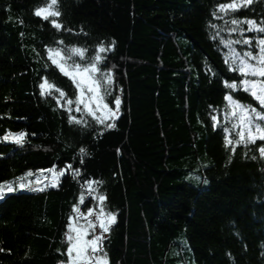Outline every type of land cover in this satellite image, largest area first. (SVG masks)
Returning a JSON list of instances; mask_svg holds the SVG:
<instances>
[{"label":"trees","instance_id":"16d2710c","mask_svg":"<svg viewBox=\"0 0 264 264\" xmlns=\"http://www.w3.org/2000/svg\"><path fill=\"white\" fill-rule=\"evenodd\" d=\"M49 2L0 0V264L66 263L75 209L101 207L115 215L99 228L109 264H264V142L236 146L226 98L261 110L233 66L234 53L259 55L264 33L231 21L264 26V0L227 13L232 0H58L59 17L36 16ZM73 48L87 52L66 66L101 57L95 78L116 115L104 123L50 59ZM51 172H63L55 185Z\"/></svg>","mask_w":264,"mask_h":264},{"label":"snow or ice","instance_id":"6c2138e0","mask_svg":"<svg viewBox=\"0 0 264 264\" xmlns=\"http://www.w3.org/2000/svg\"><path fill=\"white\" fill-rule=\"evenodd\" d=\"M58 0H50L49 3L44 7H40L35 10V15L42 17L44 20H48L49 17H59L61 12L56 8ZM252 0H232V2L222 3L219 5V10L222 13H227L228 10L236 11L242 4H251ZM54 27L57 29L63 28L61 23H58L56 20H52ZM233 25H239L240 23H244L248 25L247 31L249 32H260L264 33V26L258 24L256 20L249 19L244 20L243 22L233 19L231 21ZM231 31L236 32L240 31V34L243 35V29H238L234 27ZM62 43V42H61ZM231 43H244L246 45H251V39H245L243 41H235L229 42ZM259 44V55H255L252 52L234 53V59L237 62L233 66V71H238L240 76L243 77L240 87L246 93H249L251 97L255 99L261 106V110L257 111L255 108L251 106H245L239 100H235L232 95H228L226 98L232 105L231 115L237 118L235 127L239 129L237 131V136L239 139L235 141L236 146H239L241 143L247 146L249 143H256L257 140L264 142V39H260L258 41ZM107 49L101 45L99 47V52L104 53ZM62 49H49L50 59L53 60V63H56L59 67L60 71L64 73L66 76H71L74 80H76L77 87L81 88V100L79 103H83L85 107L88 108L89 112L96 117V119L100 123H104V120L96 116L95 111L89 106L92 100L97 101L96 107L106 109L111 113V109L108 108V105L103 103V96L100 95V87L101 84L97 81L94 75L97 72H100L101 69L97 67V61L101 60L100 56H95L91 62H89L86 66H82L80 63L73 61V63L69 66H66L67 60L72 59V56H78L81 59L84 58L87 49L83 48H73L69 51L67 56L62 55ZM59 58V59H57ZM77 77H79L77 79ZM251 77V78H249ZM104 79L107 80L109 84L112 83L111 78L107 73H104ZM226 83V87L236 90L238 88L237 83ZM86 85V89L81 87V85ZM42 89L48 91L56 86L54 84H50L46 79L45 82L40 85ZM57 91H60L58 88ZM85 91L92 93L93 95L89 97L88 100H84L83 96ZM60 95L63 96L65 93L60 91ZM116 106L118 110L119 99L116 100ZM68 104H72V101L69 100ZM239 109V112H237ZM80 109L77 108V111ZM115 115V113H112ZM75 119V118H73ZM217 120L216 117L213 118ZM257 121L262 123H257ZM219 121L217 120V123ZM79 123V121H77ZM114 126V125H111ZM27 135L25 132L11 133L9 132L7 135L3 137L4 140H8L10 137L14 139L16 143H21L23 138ZM228 145L233 144V140L229 137L227 140ZM235 149L233 148V151ZM259 153L261 156H264V146L259 147ZM83 152L84 150L81 149ZM256 157L254 156L253 159ZM27 175L31 176V173ZM63 175V172L60 173ZM20 187H26V183L24 182V178H20ZM27 183H32V181H28ZM91 184V182H90ZM8 192L15 191L12 187L11 183H9L6 187ZM90 191H94L93 189H89ZM5 191V186L0 185V199L3 198ZM81 202H83V196H81ZM105 197L100 196L99 200L102 202ZM75 211L77 213L80 212L79 208H76ZM93 215V211L90 209L87 212V216L91 217ZM99 218V228L103 230L104 233L109 231V224L115 222V215H107L104 213V209L101 207L100 212L97 214ZM83 218V214H81ZM97 225L92 221H87V229L80 227H72L69 225L70 232L75 233V235H69V247L67 248V256L69 259V264H109L106 254L103 252L101 248V243L103 240V235H95L94 238L88 239L89 230L95 229ZM99 253V255H97Z\"/></svg>","mask_w":264,"mask_h":264},{"label":"rangeland","instance_id":"374dc122","mask_svg":"<svg viewBox=\"0 0 264 264\" xmlns=\"http://www.w3.org/2000/svg\"><path fill=\"white\" fill-rule=\"evenodd\" d=\"M92 75H96V73L95 74H92ZM71 77V76H70ZM72 78V77H71ZM79 77H77V79H78ZM73 79V78H72ZM74 80V79H73ZM74 82H75V84H76V87H77V83H76V80H74ZM81 87H84L85 89H86V85H84V84H82L81 85ZM77 92H78V97H79V101L81 100V88H78L77 87ZM93 94L92 93H90V92H87V91H85V93H84V96H83V99L84 100H88L89 99V97H91ZM100 95L102 96V94H101V90H100ZM103 103H104V101H103ZM81 104V106H82V108L87 112V113H89L91 116H93L90 112H89V110H88V108L87 107H85V105L83 104V103H80ZM96 104H97V101H95V100H92L91 101V104L89 105L94 111H95V113H96V116H99V117H101L102 119H106V120H110V119H112L113 117H115L116 115H112V113H114L115 111H112V109H111V113L110 112H108L106 109H102V108H97L96 107ZM108 108H110V107H108ZM93 117H95V116H93ZM46 177H48V182H47V184H49V185H55L56 183H57V181L59 180V178H60V175H57L56 173H53V172H51L50 173V175H47V174H45V176H44V178H46ZM76 214H77V218H78V220H76V221H74L73 222V224H71V226L72 227H80V228H85V229H87V221L88 220H92L96 225H97V227L95 228V229H91V230H89V235H88V239H92V238H94V236L95 235H99V218H97V217H94L95 215H92L91 217H89V216H84L83 218H82V216L79 214V213H77L76 212ZM84 222V223H83ZM111 224V223H110ZM69 235H75V233H72V232H70V228L68 229V232H67V235H66V237H65V241H66V243H67V247H69V240H68V237H69ZM101 235V234H100ZM97 255H99V253H97ZM64 264H69V259H68V256H67V261H66V263H64Z\"/></svg>","mask_w":264,"mask_h":264}]
</instances>
